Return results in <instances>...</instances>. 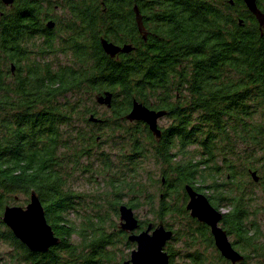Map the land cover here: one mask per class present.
<instances>
[{
    "label": "trees",
    "instance_id": "1",
    "mask_svg": "<svg viewBox=\"0 0 264 264\" xmlns=\"http://www.w3.org/2000/svg\"><path fill=\"white\" fill-rule=\"evenodd\" d=\"M256 2L264 14V0ZM54 4L0 0V242L10 247L0 264H112L117 252V264H123L122 248L134 245L112 215L125 192L133 193L127 205L138 208L146 188L138 169L148 160L161 166L156 182L163 187L156 202L144 192L152 220L172 228L165 217H178L170 240L183 246L175 250L167 242L169 264H177V256L181 264H209L201 244L229 264L209 227L187 213L186 184L217 210L226 208L220 224L244 256L238 264L257 257L254 263L264 264L255 220V188L264 194V27L244 2L64 0L65 24L52 31L43 19ZM101 38L133 49L110 57ZM104 91L112 93L109 108L95 100ZM133 100L166 111L169 123L159 127L160 137L144 122L126 119ZM97 138L113 144L130 165L110 177L107 206L92 205L94 215L76 223L71 212L81 196L68 186L70 165L91 153ZM104 166L112 168L109 161ZM32 189L59 239L43 252L30 251L1 219L16 194ZM138 223L142 230L150 221Z\"/></svg>",
    "mask_w": 264,
    "mask_h": 264
},
{
    "label": "water",
    "instance_id": "2",
    "mask_svg": "<svg viewBox=\"0 0 264 264\" xmlns=\"http://www.w3.org/2000/svg\"><path fill=\"white\" fill-rule=\"evenodd\" d=\"M1 1L3 4L9 5L13 0ZM242 1L259 25L264 27V14L258 8L256 0ZM134 12L138 30L142 32L143 26L137 6H134ZM52 24L49 22L48 26L51 27ZM143 39H145V34H143ZM100 44L103 51L110 57H115L120 53H129L133 49L129 43L119 45L105 38H101ZM95 100L98 104L109 108L112 93L104 91L96 95ZM165 114V110H154L133 100L131 109L125 117L130 122H144L155 137H160L161 129L158 126V120ZM90 120L96 121L93 116L90 117ZM251 176L257 181L258 177L255 171L251 172ZM184 190L187 195L186 210L192 218L209 227L214 245L221 256L231 264L242 262L244 256L233 247L228 234L220 224L222 211L212 206L206 195L194 190L190 185L186 184ZM118 215L119 228L127 233L128 241L135 244V247L130 251L129 258L124 260L123 264H169V255L164 248L173 235L172 229L167 228L160 220L157 224L150 222L145 229L138 230V218L133 209L125 203L118 206ZM1 219L13 235L30 251H46L59 241L47 223L42 203L33 189L30 190L28 203L24 207L6 205Z\"/></svg>",
    "mask_w": 264,
    "mask_h": 264
},
{
    "label": "rangeland",
    "instance_id": "3",
    "mask_svg": "<svg viewBox=\"0 0 264 264\" xmlns=\"http://www.w3.org/2000/svg\"><path fill=\"white\" fill-rule=\"evenodd\" d=\"M60 13V12H59ZM65 58L61 57V61L64 62ZM104 106H99V111L104 110ZM169 123V119L167 117H161L158 120V126L164 127ZM79 125H85V123L80 122ZM83 127V126H82ZM98 143L94 144L92 147V152L85 154L84 156H80L78 158V162L76 164L70 165L71 167V175L67 181L68 186L77 194H79L80 197V203L81 205L76 206L77 208L71 212V219L76 223L81 222V219L84 218V216H93L92 211V205L94 204H101L102 206H107V200L112 199V190L109 186V180L111 176H117L116 172L122 171V169L125 168V164L130 165L126 161H122L123 159H119V155L122 153H119L118 149L115 150L114 145L111 143H103L99 138H97ZM193 148V147H192ZM105 152V153H101ZM194 154V157H198V153H192ZM235 160V158H234ZM111 162L112 168L106 171L104 169V162ZM137 166V165H136ZM140 168L138 169L139 175L141 176V183L145 185V189H143V193H141V198L139 200V206L138 208H134V214L138 218V220H147L150 222H158L157 220H152L153 216L149 212V208L147 204L143 201L144 192H148V195H153V198L156 200L159 196L158 187H162L156 182V179L161 177V166L157 163H155L152 160L148 161H142L140 164ZM264 173V171H263ZM260 174V173H259ZM264 177V176H263ZM218 180L225 179V172L220 175V178H217ZM210 181V180H209ZM154 183V184H153ZM256 187V194L257 199L255 200V204L258 205L259 211L258 214L256 213L255 220L258 221L257 223L260 224V231H259V241L264 243V194L261 193V187ZM148 188V189H147ZM163 188V187H162ZM205 193H210V189H205ZM133 195V193L125 192L121 200H119L121 203H128L130 197ZM27 199V200H25ZM29 200V195L24 196L21 193L16 194V200L13 203V205H18L24 207ZM220 211L224 212L226 210L225 207L220 206ZM189 214V212L187 211ZM113 220L119 223V215L115 216L112 215ZM191 217V216H190ZM164 222L169 223V225L172 226V228L167 227L166 224L164 225L172 229L178 227V217L175 215H167L164 219ZM155 223V224H156ZM230 240H232V237H229ZM169 244L176 250L182 248V243L180 240L174 241L169 240ZM133 247L131 248H122L124 253L126 254V259L129 258L130 251L135 247V244L133 243ZM200 249H204L207 261L209 264H227L224 262H221V260L217 259L216 257V251L212 247H206L204 244L199 245ZM216 249V247H215ZM10 250V247L0 242V255H3V253ZM217 250V249H216ZM218 251V250H217ZM219 252V251H218ZM121 252H117V259L112 264H117L118 258L120 257ZM259 257L255 259H251L249 262L252 264L255 260H258ZM174 261L177 264H181L184 260L181 257H175ZM228 261V260H227ZM188 263V262H186ZM229 264H231L228 261ZM13 264V263H10ZM255 264V263H254Z\"/></svg>",
    "mask_w": 264,
    "mask_h": 264
},
{
    "label": "flooded vegetation",
    "instance_id": "4",
    "mask_svg": "<svg viewBox=\"0 0 264 264\" xmlns=\"http://www.w3.org/2000/svg\"><path fill=\"white\" fill-rule=\"evenodd\" d=\"M51 1L55 2V4L52 7V9L46 13V16L44 17L43 22H44V25L47 29L53 31L57 28V26L59 24H61V23L65 24V20H66L65 17H67L66 15L68 14V8L64 5V0H59L58 2H56V0H51ZM46 7L48 8V6H46ZM42 9L44 10L43 6H42ZM123 9L127 10L128 8H123ZM132 10H133V14H134V20L136 22L134 7L132 8ZM140 18H141V14H140ZM141 20H142V18H141ZM49 22L53 23L51 27L48 26ZM136 25H137V23H136Z\"/></svg>",
    "mask_w": 264,
    "mask_h": 264
}]
</instances>
